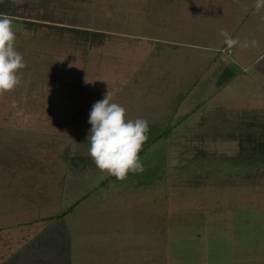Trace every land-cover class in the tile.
<instances>
[{"label": "rangeland", "instance_id": "obj_1", "mask_svg": "<svg viewBox=\"0 0 264 264\" xmlns=\"http://www.w3.org/2000/svg\"><path fill=\"white\" fill-rule=\"evenodd\" d=\"M256 2L0 0L25 63L0 93V227L15 225L0 232V264L47 235L68 238L59 255L73 264H264ZM107 91L127 119L148 121L142 147L169 134L143 172L105 188L86 137Z\"/></svg>", "mask_w": 264, "mask_h": 264}, {"label": "clouds", "instance_id": "obj_2", "mask_svg": "<svg viewBox=\"0 0 264 264\" xmlns=\"http://www.w3.org/2000/svg\"><path fill=\"white\" fill-rule=\"evenodd\" d=\"M264 7V0H257L256 8ZM228 47L237 44L228 38ZM255 44V41H252ZM247 47V44L241 45ZM25 67L22 55L15 48V29L6 15H0V93L11 91L20 83L18 72ZM113 93L107 91L96 101L90 111L91 125L86 137L88 154L95 166L117 180H124L129 173L144 171L139 153L148 139L149 124L146 119L126 118V109L112 101Z\"/></svg>", "mask_w": 264, "mask_h": 264}, {"label": "crops", "instance_id": "obj_3", "mask_svg": "<svg viewBox=\"0 0 264 264\" xmlns=\"http://www.w3.org/2000/svg\"><path fill=\"white\" fill-rule=\"evenodd\" d=\"M14 228L15 225L13 224L7 227H0V232H4L6 229L11 231ZM41 237L43 236H37L33 239L30 237L25 238L21 246L18 245L16 249H13L10 256L1 264H73L70 251L62 257L59 255L60 252L64 251V247L67 246L66 242L69 243L67 237L64 236L66 239L62 236L55 238L52 235H47L45 238ZM193 250L200 251V249ZM180 262L182 264H191L187 260H180ZM214 263L216 264L217 262Z\"/></svg>", "mask_w": 264, "mask_h": 264}, {"label": "trees", "instance_id": "obj_4", "mask_svg": "<svg viewBox=\"0 0 264 264\" xmlns=\"http://www.w3.org/2000/svg\"><path fill=\"white\" fill-rule=\"evenodd\" d=\"M230 80H233V77H230V79H229L228 81H230ZM168 134H169L168 131H164V132H162V133H158V135L154 136V137L150 140V141H151V144H153V143H157V141H158L159 139H162V138L167 137ZM151 144H150V145H151ZM150 145L148 144V145H146L145 147H142V149H141V151H140V153H139L140 158L144 155L145 151L149 148ZM256 151H258V150H256ZM256 151H253V152L256 153ZM259 152H260V153H264V147H263L262 149H260ZM118 181H119V180H117L114 176H111L108 180H106L104 183H102L101 186L107 188V187H109L112 183H118ZM101 186H100V187H101ZM80 202H81V201H80ZM80 202H79V201L76 202V203H75L73 206H71L66 212H63V213L60 214V215H56V216L48 217L49 219H48V218H46V219H48V220H50V221H54L55 219L60 220V218H64L65 216L69 215V213L73 212V210L79 205ZM50 232H51V231H50Z\"/></svg>", "mask_w": 264, "mask_h": 264}]
</instances>
